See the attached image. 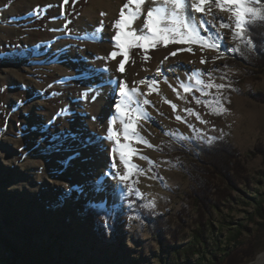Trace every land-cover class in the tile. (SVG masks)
I'll return each instance as SVG.
<instances>
[{
    "label": "rangeland",
    "instance_id": "obj_1",
    "mask_svg": "<svg viewBox=\"0 0 264 264\" xmlns=\"http://www.w3.org/2000/svg\"><path fill=\"white\" fill-rule=\"evenodd\" d=\"M120 3L0 0V261L172 264L164 253L167 243L181 246L189 242L201 215L212 219L225 241L230 232L219 228L218 220L230 213L233 220L226 218L232 221V227L243 222L244 228L237 242L222 243L228 247L226 261L254 264L264 252V218L257 215L260 224L247 218L248 213L258 211L251 195L264 198V67L255 63L261 58L256 45L264 40V25L250 32L254 46L233 40L229 30H222V58L213 62L219 53L209 50L203 56L208 62L198 69L204 73L201 78L207 80L211 72L216 83L230 85L222 90L221 98L228 111L212 114L211 107L198 105L192 94H184L186 100L179 114L187 122L172 119L162 134L153 135L156 154L148 156L153 164L133 158L145 174L133 175L127 185L120 184L119 193H113L112 186L119 182L114 173L104 175L110 170L106 165L100 178L88 170L71 168L80 145H72L74 132L68 117L77 115L76 106L85 103L90 89H96L97 83H93L97 79H93L91 69L82 74L79 64L69 66L68 62L73 61L72 55L86 50L90 60L96 61L92 65L95 71L117 69L123 56L113 60L110 54L119 52L112 37L117 31L113 25L119 19ZM101 21L103 32L94 40L91 34ZM142 21L143 17L133 28ZM236 47L238 52L225 50ZM178 48L182 45H158L147 51L150 59L145 60L144 49L132 47L125 68L131 64V68L140 69L133 70L137 76L129 87L145 78L151 80L157 72L153 66L161 64L166 56L173 65L181 63L178 55H169ZM190 82L195 86L194 80ZM194 95L199 97L200 93ZM201 99L214 100L215 95ZM187 108L194 109L207 123L189 115ZM84 125L86 137L96 133L93 124ZM209 138L217 140L209 148L217 149L212 152L214 156L196 158L200 149L194 143L199 140L207 144ZM138 150L144 155L143 149ZM153 175L155 178H150ZM101 179L105 180L106 193L111 194L107 199L99 200L95 194L88 197L81 189L90 188L93 194L95 182ZM129 186L138 188L141 196L134 190L122 195L129 192ZM228 187L233 188L236 199L223 197ZM149 201L155 208L143 207ZM130 202H134L131 207ZM100 204L104 211L89 210Z\"/></svg>",
    "mask_w": 264,
    "mask_h": 264
},
{
    "label": "snow or ice",
    "instance_id": "obj_2",
    "mask_svg": "<svg viewBox=\"0 0 264 264\" xmlns=\"http://www.w3.org/2000/svg\"><path fill=\"white\" fill-rule=\"evenodd\" d=\"M63 2L67 4L68 0H63ZM146 2L147 0H127L120 10L119 19L113 25L117 31L112 40H114L115 47L119 49V52L113 51L110 54V58L114 60L118 55L123 56L117 68L121 73L125 69V63L129 61V50L132 47L144 49L145 60L150 59L147 51L155 49L158 45L164 47L170 44L187 45V47L178 48L176 51L171 52L170 56H176L178 52L184 51L194 54L197 49L201 52H204L206 49L216 50L219 53L223 40V37L220 35V29L229 30L232 33L233 40L239 39L248 45L254 46L250 32L254 27L264 25V0H162V2L161 0H153L155 6L150 7L145 14L143 6ZM218 13H228L229 15L225 18ZM197 14H200L199 17ZM101 15L105 14L101 13ZM141 17H143L142 25L133 28V25ZM210 27L216 29L214 35L209 34ZM65 28H67V25H65ZM102 32L103 21H101L99 28L91 34L92 38L95 40L96 36L102 34ZM100 39L102 41V35H100ZM193 46H197V48L194 49ZM225 50L238 52L239 47L225 48ZM222 56L223 53H219L212 58L213 62L221 59ZM164 59L167 60L168 57L166 56ZM207 62V58L202 57L200 59L201 64ZM101 71L107 72L108 69L104 68ZM156 75H163L159 68ZM203 75L204 73L200 70H196L189 77V81L194 80L195 86L191 83L180 82L179 87L183 89L184 93L192 94V99L196 104L211 107L212 114L221 115L226 113L228 109L221 103L222 90L229 88L230 85L216 83L212 79L211 72L207 73V80L201 78ZM109 83H112V81L109 80ZM133 83L146 85L147 92L141 91L138 86L130 88L126 81H119L117 84L119 99L113 105L114 112L109 119L106 135L100 138L101 141L106 140L112 144L110 150V170L109 173H105L104 175L107 176L114 173L119 184L122 185H127L130 177L133 175L145 174V170L133 162V157L145 160L149 164L154 163L148 156L142 155L134 145L143 144L148 148L154 147L142 134V122L151 119L146 107L151 106L153 102L147 97L153 93L162 95L159 89L160 82L156 79L149 80L145 78ZM164 83H168L167 77H164ZM169 87L176 93L178 99L186 100V96L181 95L176 87H173L171 84H169ZM211 89L216 90L215 94L210 91ZM90 91L99 93V89H90ZM113 91L115 92V89ZM194 92H199L200 96L194 95ZM210 95H215V99H201L203 96ZM95 98L93 96V99ZM162 99L164 103L171 106L173 112H176L177 105L175 103L163 96ZM185 111L189 115H195L196 119L200 120L201 123H207L194 109L187 108ZM175 119L187 122L179 114L175 116ZM190 127L192 126L190 125ZM200 138V136H197V139ZM181 139L188 138L181 137ZM212 139L214 138H209L207 142L211 143ZM117 157L119 163H117ZM121 166L123 171L117 170ZM150 178H155V176L153 175ZM135 183L136 181H133V184ZM105 190L106 186L103 179L95 182V192L102 193ZM133 190L137 196H141L139 189H133L131 186H129V192L122 193V195H130ZM132 203L134 202H130L129 207H131ZM94 207L103 208L104 205H94ZM143 207L152 209L155 208V204L149 201ZM136 218L129 217L130 220Z\"/></svg>",
    "mask_w": 264,
    "mask_h": 264
},
{
    "label": "bare ground",
    "instance_id": "obj_3",
    "mask_svg": "<svg viewBox=\"0 0 264 264\" xmlns=\"http://www.w3.org/2000/svg\"><path fill=\"white\" fill-rule=\"evenodd\" d=\"M126 2L127 0H121V3H120L121 8ZM153 6H155L153 0H151L150 2L149 0H147V2L145 3L143 7H144V10L147 11L150 7H153ZM214 11H218V10H214ZM218 14L221 16H224L225 18H227V16L229 15L228 13H218ZM199 15L200 14H197L198 17ZM222 30L224 29H220V35L223 37V40H224ZM215 32H216V29L211 28V27L209 28V34L214 35ZM182 47H187V45H182ZM193 47L195 49L197 48V46H193ZM209 50L210 49H206L204 52H201L197 49L194 54L188 53L187 51L179 52V54L177 55L181 58L180 59L181 63H179L178 65L171 64L170 58H169L167 60L164 59L163 62L159 64L158 66L156 65V63L153 66L152 69L157 70L159 68L161 70V72L164 74V77H167L168 83H164V77L163 79H161L162 75L161 76L155 75L152 78L160 82L159 89L162 95H157L153 93L152 95L147 97L149 100L153 102L151 106L146 107V110L150 114L151 119L146 122H142L143 123L142 134L148 139V141L151 144H152L153 135L156 132L162 134L165 128L170 125L168 122H172V119H175V116L179 114V109L183 108L184 100L177 98L176 93L173 92L172 88L169 87V84H171L173 87H176L177 91L180 92L181 95L186 94L183 92V89L179 87V83L180 82L191 83L189 81V77L196 70H199L198 68L200 67V64H201L200 59L206 53H208ZM210 51H214V50H210ZM79 54L80 55H72V56L69 55L73 58V61H69L68 65L75 66L76 63L77 65L79 64L82 70L81 71L82 74H85V72H87L86 70L91 69L90 74H94L95 78L93 79H97L93 84L97 83L96 89H99V93L91 91L85 103L76 106L77 112L75 113L77 115L70 114L68 117V123L70 124L71 130H73L74 132L72 133V136L74 137L72 140V145H76V146L80 145L78 147L79 155L76 159L75 164L71 168L73 169V171H76L78 169H81L84 171L88 170L90 172H93L95 176L100 178L102 175L101 173L103 172L104 166L106 165L109 169H110L109 166H111L110 150H111L112 144L111 142L106 141V140L101 141L100 138L106 135V129L109 126V119L114 112L113 105L115 101L119 99V96L115 94L117 90H115L114 92L113 89H115L116 82H119L121 80L126 81L129 86L133 78L137 76V75L134 76L135 75L134 72L138 71L140 69V66H137L136 69L134 68L135 71H133L134 69L131 68V64H129L128 66H126V68L124 69L122 73L118 71L117 69H111L109 70L108 73L106 72L103 73L99 69L95 71L94 66L96 65V61H94L93 58L92 60H90L89 51L84 50L80 52ZM85 57H88V59H86ZM109 80H111L112 83H109ZM143 87L145 89H142V91L147 92V86L143 85ZM118 92L119 90L117 91V93ZM93 96H95L96 98L93 99ZM162 96L166 97L168 100L172 101L173 103L177 105L176 112H173L169 104L164 103ZM97 121L100 124H97ZM85 122L86 124L89 123V125L93 124L96 130L95 134H90L88 135V137H86L87 129L85 128L86 125H84ZM81 139L83 140L85 139V141L81 142ZM134 146L137 149H143L141 151L144 155L154 157L156 154V151L154 150V148H148L147 146L143 144H136ZM117 163H119L118 157H117ZM117 170H123L122 166ZM119 186H120L119 183H116L115 185L112 186L111 190H113V193L120 192ZM81 189H83V192L88 197H91L92 195L95 194V196L99 198V200H101V198L107 199L108 196L111 195V194L106 193V190H108L107 187H106V190L102 193H97L93 190V194L91 190H88L90 188L83 187ZM254 264H264V252L259 256V258L256 260Z\"/></svg>",
    "mask_w": 264,
    "mask_h": 264
},
{
    "label": "trees",
    "instance_id": "obj_4",
    "mask_svg": "<svg viewBox=\"0 0 264 264\" xmlns=\"http://www.w3.org/2000/svg\"><path fill=\"white\" fill-rule=\"evenodd\" d=\"M263 42L264 40L259 41V44L256 45V49L260 51L258 53H260L259 56H261V58L259 57L260 60H258L255 63H257L256 66L261 68L264 67V53H261V50L264 49V44H262ZM256 56H257L256 53L253 54L251 60L254 61ZM198 141L194 143L196 147L200 149L199 152L195 153L196 158L201 159L204 158L205 156H209V157L214 156L212 152L217 151V149H214V147H212L211 149L209 148L210 146L215 144L217 140L212 139V142L207 144L206 143L203 144L201 142L199 143ZM208 188H212V187L209 185ZM232 189L233 188L228 187V193L223 196L225 197L226 200L228 199L226 198L227 196L236 199V197L232 193ZM226 192L223 191V194H225ZM251 194L252 193H250V195ZM251 197L253 198V202H255L258 211H256L257 214L255 212L248 213V215L249 214L250 215L247 218L251 223L260 224L257 221L258 219L257 215L259 214L261 218H264V211H263L264 198H261L260 196L253 194L251 195ZM239 200L246 203L252 202L249 200L246 201L241 198H239ZM97 209H99L100 211L105 210L104 207L103 208L96 207L93 209L89 208L90 211H95V212L98 211ZM221 212L223 213L222 210ZM227 214L228 215L224 216L222 220H218L219 222L218 227L222 229H228L230 232V234L227 236L225 241L222 240L221 235L218 233L220 229L216 231L212 219L201 215L198 219H196L200 221L199 226L193 231V234H191V239L189 242L185 244H181V246L179 245L177 246V243L172 245L170 242L166 244L168 245V249H167V253L166 252L164 253L165 255H167L168 261L172 262V264H220L223 261L225 262L228 256V251H227L228 247L227 245H222V243H226L230 245V244H234V242H237L239 237L242 235L241 228L242 227L244 228L243 222H239V224L237 225L239 227H232L233 224L231 223L232 221L226 218V217H231V214L230 213ZM174 236L176 235H173V237ZM225 264H229L228 261H226Z\"/></svg>",
    "mask_w": 264,
    "mask_h": 264
},
{
    "label": "water",
    "instance_id": "obj_5",
    "mask_svg": "<svg viewBox=\"0 0 264 264\" xmlns=\"http://www.w3.org/2000/svg\"><path fill=\"white\" fill-rule=\"evenodd\" d=\"M0 264H7V263H5V262H3V261H0Z\"/></svg>",
    "mask_w": 264,
    "mask_h": 264
}]
</instances>
